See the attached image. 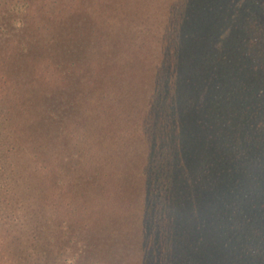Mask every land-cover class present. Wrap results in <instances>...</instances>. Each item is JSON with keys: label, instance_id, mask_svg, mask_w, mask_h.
I'll list each match as a JSON object with an SVG mask.
<instances>
[{"label": "trees", "instance_id": "trees-1", "mask_svg": "<svg viewBox=\"0 0 264 264\" xmlns=\"http://www.w3.org/2000/svg\"><path fill=\"white\" fill-rule=\"evenodd\" d=\"M0 264H264V0H0Z\"/></svg>", "mask_w": 264, "mask_h": 264}, {"label": "rangeland", "instance_id": "rangeland-1", "mask_svg": "<svg viewBox=\"0 0 264 264\" xmlns=\"http://www.w3.org/2000/svg\"><path fill=\"white\" fill-rule=\"evenodd\" d=\"M70 16H71V15H70ZM70 16H69V17H70ZM69 19H70V18H69ZM88 72H89V71H88ZM88 72H87V73H88Z\"/></svg>", "mask_w": 264, "mask_h": 264}]
</instances>
